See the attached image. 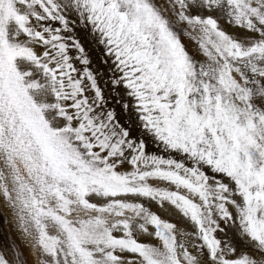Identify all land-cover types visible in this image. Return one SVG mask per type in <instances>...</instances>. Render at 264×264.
Returning a JSON list of instances; mask_svg holds the SVG:
<instances>
[{
  "label": "snow or ice",
  "instance_id": "6c2138e0",
  "mask_svg": "<svg viewBox=\"0 0 264 264\" xmlns=\"http://www.w3.org/2000/svg\"><path fill=\"white\" fill-rule=\"evenodd\" d=\"M0 264H264V0H0Z\"/></svg>",
  "mask_w": 264,
  "mask_h": 264
}]
</instances>
